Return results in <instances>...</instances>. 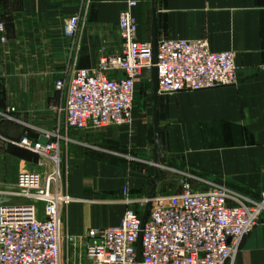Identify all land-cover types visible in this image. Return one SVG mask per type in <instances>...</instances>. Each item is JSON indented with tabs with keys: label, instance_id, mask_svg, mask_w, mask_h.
I'll return each mask as SVG.
<instances>
[{
	"label": "crops",
	"instance_id": "1",
	"mask_svg": "<svg viewBox=\"0 0 264 264\" xmlns=\"http://www.w3.org/2000/svg\"><path fill=\"white\" fill-rule=\"evenodd\" d=\"M131 0H0V182L12 183L34 153L13 145L54 125L61 101L56 83L74 69L95 70L102 57L121 52L119 19ZM137 38L154 40L153 0H132ZM157 40L206 39L214 51H233L238 83L159 95V195L224 185L260 200L264 193V0H156ZM80 16L74 40L65 22ZM118 77L117 72H111ZM152 104L136 103L133 124L71 130L63 170L73 201L63 208L61 231L80 237L91 228L119 225L149 197L156 158ZM137 94V95H138ZM137 102V101H136ZM14 107L15 111L8 113ZM9 114L12 117L4 116ZM125 189L134 201L125 202ZM156 194V195H157ZM67 264H77L75 257ZM84 261V260H83ZM86 264V261H84ZM228 264H264V214Z\"/></svg>",
	"mask_w": 264,
	"mask_h": 264
},
{
	"label": "built area",
	"instance_id": "2",
	"mask_svg": "<svg viewBox=\"0 0 264 264\" xmlns=\"http://www.w3.org/2000/svg\"><path fill=\"white\" fill-rule=\"evenodd\" d=\"M128 5L119 19L121 52L102 57L95 70L74 69L59 79L53 127L39 130L37 139L10 141L37 155L38 168L0 182V264H64L63 249L78 264H228L264 214V193L254 201L224 185L193 191L184 184L180 193L153 198L144 227L142 216L129 208L119 225L91 228L80 237L62 233V210L73 201L64 179L68 167L63 170L71 130L132 126L136 81L154 67L160 95L238 83L235 53L214 51L206 39H161L154 61L153 42L137 38L138 21L130 11L137 1ZM80 27V16L72 17L63 33L74 40ZM8 113L2 114L12 117ZM125 195L132 204L128 189ZM148 201L139 204L144 208Z\"/></svg>",
	"mask_w": 264,
	"mask_h": 264
},
{
	"label": "water",
	"instance_id": "3",
	"mask_svg": "<svg viewBox=\"0 0 264 264\" xmlns=\"http://www.w3.org/2000/svg\"><path fill=\"white\" fill-rule=\"evenodd\" d=\"M156 12H157V2L153 0V23H154V61H156L157 56V24H156ZM1 82V81H0ZM153 94H154V114H155V149H156V158L154 166L150 168V174L155 177V181L152 184V190L148 197L149 201L145 207L144 213L142 215V226L144 227L148 215L151 210L152 200L157 194V188L160 181V157H161V149H160V139H159V116H158V97H159V90H158V73L156 67L153 68ZM139 261H141L142 257V247H141V239L139 241Z\"/></svg>",
	"mask_w": 264,
	"mask_h": 264
},
{
	"label": "rangeland",
	"instance_id": "4",
	"mask_svg": "<svg viewBox=\"0 0 264 264\" xmlns=\"http://www.w3.org/2000/svg\"><path fill=\"white\" fill-rule=\"evenodd\" d=\"M144 90L142 91V95H140V92L139 94L137 95V99H136V103L138 104V106H144V104L146 103V105H151L152 104V82L149 81V83L145 84L144 85ZM138 92V91H137ZM61 96V95H60ZM61 102V101H60ZM14 108V107H13ZM51 129V128H50ZM38 162V160H37ZM37 163H31L30 165H28V167H25V168H29V169H33V168H36L37 166ZM38 168V167H37ZM23 169V168H22ZM146 207V206H145ZM144 207V209H145ZM75 257V256H74ZM73 257V258H74ZM68 259V253H67V250L66 249H63V260H64V264H67L69 261L67 260ZM75 260L77 261V264L82 262L80 261L79 262V259H76ZM82 264H85L84 261Z\"/></svg>",
	"mask_w": 264,
	"mask_h": 264
}]
</instances>
